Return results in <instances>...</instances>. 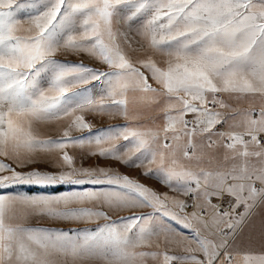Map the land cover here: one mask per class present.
Masks as SVG:
<instances>
[{
	"label": "snow or ice",
	"instance_id": "1",
	"mask_svg": "<svg viewBox=\"0 0 264 264\" xmlns=\"http://www.w3.org/2000/svg\"><path fill=\"white\" fill-rule=\"evenodd\" d=\"M61 49L108 70L57 60ZM92 81L98 95L96 85L82 88ZM222 94L237 103L259 99V111L238 112L226 131H214L225 122L214 109L229 108ZM156 111L164 113L158 127L125 124L95 133L82 114L139 121ZM62 119L60 139L41 140L32 130L33 122ZM73 130L90 135L73 138ZM214 144L222 155L203 151ZM77 145H86L89 156L147 169L144 175L194 203L162 197L110 168L77 167L65 151ZM36 152L59 153L61 171L21 173L0 161V189L78 187L0 194V264H49L53 252L109 264H264V254L236 247L253 210L264 207V0H0V156L23 167ZM182 161H194L198 171ZM225 196L226 205L212 203ZM73 203L108 211L67 208ZM17 205L52 219L105 223L67 231L14 226ZM139 208L153 212L109 215ZM160 238L165 250H145ZM193 243L184 248L188 255L167 249Z\"/></svg>",
	"mask_w": 264,
	"mask_h": 264
},
{
	"label": "rangeland",
	"instance_id": "2",
	"mask_svg": "<svg viewBox=\"0 0 264 264\" xmlns=\"http://www.w3.org/2000/svg\"><path fill=\"white\" fill-rule=\"evenodd\" d=\"M130 40L135 43V40L137 39L134 34L130 35ZM55 59L60 61H65L69 63H80L81 61L91 67L99 68L102 71H106L107 66L100 64L98 61L94 60L93 58L87 56L84 53H74L70 50L61 49ZM158 60H162L163 58L157 57ZM96 85V89L94 91V95H98L100 92L99 88V82L98 81H92L91 83L87 85H83L82 88H93V86ZM155 85V84H153ZM81 88L73 89L72 91H80ZM70 94V93H69ZM259 111V109H256ZM221 112V111H220ZM84 115V118L86 122L90 123L93 127L91 128V133L97 132L99 129H106L112 126L116 125H125V124H142L145 127H158L160 126L163 121L162 117L164 115L163 112L156 111L153 113H150V115L146 118H143L139 121L135 120H125L122 117H112L109 115H99L96 113H89L85 112L82 113ZM187 119L191 120L192 116H188ZM153 121H155V124H153ZM67 126V119L62 120H48V121H37L33 122L32 124V130L35 133V135L41 139H60L62 137V133L64 129ZM226 126V125H225ZM227 128V127H226ZM90 135L89 130H83V131H77L73 130L71 132V136L73 138L78 137H88ZM202 139V137H197V140ZM215 140L216 138L213 137ZM117 144H124L125 142L123 140L117 141ZM171 143V141H169ZM205 144H207V141H205ZM65 151L68 152L69 155L73 156L75 158V163L77 167H85L90 168L94 166H99L103 168H110L113 172L118 173L122 176H127L129 179L136 181L139 184H142L146 186L149 189H152L153 191L157 192V194L163 195L167 194L170 198H175L176 200H183L186 201L189 205L191 204V199L188 196H184L175 192H172L166 185L160 183L156 177H149L147 175H144L143 173L147 171V169L144 168H129L121 164L117 161H111V160H103L97 156H89V148L85 145L84 147H81L79 145L77 146H69ZM203 151L205 153L211 152V153H220L222 155L223 150L219 148L218 144H214L211 149L204 148ZM59 153H46V152H36L32 154L33 159L35 160L34 163H28L24 165L23 167H20L17 165V163L5 156H0V161L9 164L11 167L15 168L16 171L21 173H28L32 171H40L42 173H52L57 174L61 171V169L57 166V161L59 160ZM186 166H189L194 171H198L197 168H195L194 164L195 162H188V161H182ZM207 163V157H205V164ZM154 170L155 166L151 165L149 166ZM2 175H10L8 172L2 173ZM78 186H57V187H48V188H42L39 186H29L26 184H18L14 185L11 188L8 189H0V194H27V195H35V194H59L66 192L70 190V188H75ZM93 187V186H88ZM193 200V199H192ZM194 201V200H193ZM218 200H215L216 202ZM213 202V203H214ZM169 208H172L171 200L168 202ZM61 209H64V205L58 206ZM81 207H95L99 210L108 211L106 206L101 205H93L91 203L87 204H69L67 208L73 209V208H81ZM194 210V209H193ZM193 210H188L189 213H191ZM241 211V210H240ZM152 208H139L134 211H127L123 210L118 213L109 212V215L111 216L112 220H120L122 217H127L131 215H143L145 213H152ZM10 223L14 226L19 225L26 228H45V229H53V230H64L67 231L69 229H84V228H91L95 229L97 224H103L105 223L104 220H97L94 222H77V221H63V220H57L49 218L48 216L32 211L31 209H26L21 205H17L14 212L11 215ZM172 226L178 231V228H181L180 225L175 224L174 222H171ZM249 238L251 239L249 242L257 244V242H261L264 240V234H249ZM254 238V240H252ZM240 241V240H239ZM264 242V241H263ZM241 242H239L238 247L240 248ZM172 245H167V248H169ZM165 243L163 241V238H160L159 240L154 239L153 244L151 248H148L153 251H163L165 250ZM49 264H109V261L99 258V257H90V258H76L73 259L72 257L64 256L59 253H51L48 256ZM147 264H155L154 261L148 260Z\"/></svg>",
	"mask_w": 264,
	"mask_h": 264
},
{
	"label": "crops",
	"instance_id": "3",
	"mask_svg": "<svg viewBox=\"0 0 264 264\" xmlns=\"http://www.w3.org/2000/svg\"><path fill=\"white\" fill-rule=\"evenodd\" d=\"M156 87V85H153ZM222 98L225 100V102L229 105L228 109H223L221 108V113L223 118L225 119L226 127L227 129L229 128L230 124L233 123L231 121V117L235 116L236 113L242 112V111H247L250 109H259L260 108V100H241L239 103H237L234 99H229L226 94H222ZM191 116V115H189ZM226 202L230 199V197L225 196L223 198ZM217 200L216 198L212 199V203ZM242 211V209H240ZM178 231L185 233L186 235H190V230L189 229H184V228H178ZM249 234L255 235V234H264V207H256L253 210V213L251 217L249 218L248 222L246 225L243 227L238 240L236 241V247L241 250L242 252H248L252 253L255 255H260L264 254V240L261 242L250 243L249 241L251 240L249 238ZM240 240V241H239ZM254 240V238L252 239ZM239 242H241L240 248L238 247ZM185 247H191L195 248L196 245L190 244V245H184V246H177V245H172L168 249L170 254L174 255H188L189 253L184 251ZM147 251H153L150 249H145Z\"/></svg>",
	"mask_w": 264,
	"mask_h": 264
},
{
	"label": "built area",
	"instance_id": "4",
	"mask_svg": "<svg viewBox=\"0 0 264 264\" xmlns=\"http://www.w3.org/2000/svg\"><path fill=\"white\" fill-rule=\"evenodd\" d=\"M214 110L220 112V111H221V108L217 107V108H215ZM256 111L258 112V110H256ZM225 125H226L225 122L222 123V124H218V125L216 126V129H215L214 131H217V132H224V131H226L227 128H226ZM193 203H194V201L191 199V204H190V205H192ZM214 204H221V205L223 206V205H226L227 202L223 199V200H218V201L214 202ZM188 210H189V211H190V210H193V208H192V207H189Z\"/></svg>",
	"mask_w": 264,
	"mask_h": 264
}]
</instances>
